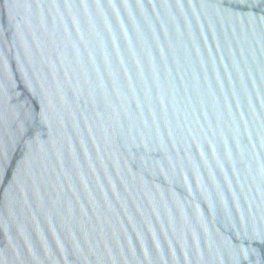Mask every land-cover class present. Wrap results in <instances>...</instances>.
Returning a JSON list of instances; mask_svg holds the SVG:
<instances>
[{
	"label": "water",
	"instance_id": "1",
	"mask_svg": "<svg viewBox=\"0 0 264 264\" xmlns=\"http://www.w3.org/2000/svg\"><path fill=\"white\" fill-rule=\"evenodd\" d=\"M0 264H264V0H0Z\"/></svg>",
	"mask_w": 264,
	"mask_h": 264
}]
</instances>
